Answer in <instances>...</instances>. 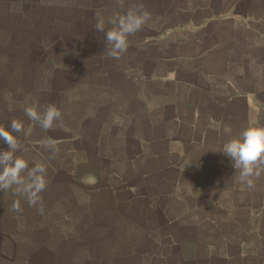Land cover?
Listing matches in <instances>:
<instances>
[{"label": "rangeland", "instance_id": "obj_1", "mask_svg": "<svg viewBox=\"0 0 264 264\" xmlns=\"http://www.w3.org/2000/svg\"><path fill=\"white\" fill-rule=\"evenodd\" d=\"M73 1L79 3L73 6L83 9H58V36L65 35L71 26L73 35L81 33L83 27L88 32L90 46L105 39V33L94 28L97 11L109 12L105 17L124 11L116 0H100L106 4L92 2L89 5L83 3L86 0ZM139 1L131 4L142 3L152 16L142 31L135 34L138 41L144 43L146 40L147 45L138 42L130 46L119 60L110 58L106 50L98 52L91 48L84 51L83 46L81 52L80 42L75 41L79 38H74L76 56L57 52L56 68L49 70L57 71L58 82L51 87L58 88V92L51 100H41V106L55 104L63 114V124H57L48 132V140L60 148L55 159L48 160L50 150L45 147L48 140L42 141L41 162L47 166L49 180L42 193L45 214H38L37 209L30 207L20 196L17 199L21 200L22 213L10 211V206L0 212V264H180L183 261L174 259L175 253L170 259L160 253H169L172 241L190 238L193 230L217 231L236 237H264V175L256 182L254 190H248V195L238 193L221 197L216 203L212 197L192 192L193 185L199 186L206 181L180 173V186L162 200L166 205L164 213L152 211L156 199L148 191L160 181L157 175L147 181L142 174L156 171V168L168 173L173 171L170 177H176L178 172L168 160L161 163L146 161V129L134 117L153 111V117L158 119L163 114L177 115L175 112L187 110V100L192 101L196 99L194 95H200L194 94L192 81L199 78L202 82V74H192L193 67L201 66L209 76L219 70L214 66L220 67L219 62L211 55L215 43L221 48L227 45L219 59L234 63L233 76L240 74L236 65L247 55L252 67L261 69V60L264 61V51H261L262 47L264 49V33H261L264 32V0ZM102 6L106 9L102 10ZM87 8L93 10L86 15L84 9ZM247 26L251 30L247 31ZM110 27L106 25V30ZM256 28L258 32L254 30ZM242 31L244 36L239 35ZM131 38L130 42L133 41ZM61 43L58 40V49ZM148 47L149 52H145L144 48ZM183 59L190 62L185 63ZM180 62L184 63L183 68H180ZM69 67L83 75L88 83L78 90L83 99L64 97L63 90L68 87L64 72ZM113 78L120 80L124 92L118 101H113L96 85L99 79ZM48 87V83L41 85L47 90ZM130 94L133 98L128 96ZM251 103V123L264 125L260 113L264 101L253 99ZM81 110L83 115L87 114L86 132L82 131L81 121L71 131L65 123L67 116ZM191 127L196 129L181 130L180 136L188 139L208 134L202 119ZM242 130L236 125L234 136ZM169 132L170 129L155 126L149 133L154 141ZM157 146L153 145L152 150L162 149ZM199 159L186 164L189 169L203 167L201 175L207 177L212 166ZM229 185L225 182L218 187ZM167 188L171 190L170 185ZM180 220L185 224L179 223ZM165 221L167 227L163 225ZM194 222L197 226H193ZM154 253L158 255L154 257ZM241 263L236 261V264Z\"/></svg>", "mask_w": 264, "mask_h": 264}, {"label": "crops", "instance_id": "obj_2", "mask_svg": "<svg viewBox=\"0 0 264 264\" xmlns=\"http://www.w3.org/2000/svg\"><path fill=\"white\" fill-rule=\"evenodd\" d=\"M67 1L69 3H66ZM67 1L0 0V126L7 128L10 121L14 118L23 121L24 132L18 134L17 138L24 145V150L18 151L17 155L27 159L30 167L35 162H41L42 141L48 140L49 135L48 132H44L25 116L24 108L30 104L41 106V100H51L58 92V88H55V86L51 87V84L58 82L57 71L51 72L49 70L51 67L56 68L57 52L63 51L73 57L74 52H78L75 49L76 47H74V38H79L75 39V41L80 42L81 52L83 51V46L84 51L91 48V50H97L98 52L106 50L105 39L102 38L90 46L88 32L83 27H81V33L73 35L71 34L73 32L71 26L65 35L60 34L58 36V9H83L82 6L72 5L79 4L76 3L77 1ZM92 2L106 4V2L100 0H97V2L96 0L83 1L87 5L92 4ZM132 2L140 1L132 0L127 2L125 0V9ZM101 9L105 10L106 7L102 6ZM91 10L89 8L87 10L84 9V13L86 12L85 14L87 15ZM102 14L106 16L109 12ZM69 20L71 21V19ZM246 28L249 31L250 28L248 26ZM258 28L254 30L258 32ZM261 33L263 34L264 32L261 31ZM239 35L244 36L243 31ZM100 36L102 37L103 34L100 33ZM130 37H132L133 41L130 42L129 40L128 50L130 46H135L138 42L143 45L148 44L146 40L144 43L138 41L136 35ZM58 40L62 41L60 49H58ZM214 47L215 49L211 55L219 62L220 67L217 68V64L214 65L219 70H214L212 75L209 76L203 71L201 66L195 65L193 67L192 74H197V76L202 74V82L198 81L199 78L197 81L196 79L192 81L191 88L194 94L199 93L200 95L199 97L194 95L193 98H196L194 99L195 102L187 98V110H183L180 113L175 112L177 115L169 116L163 114L158 119L153 117V111L147 112L143 116L139 115L138 118L134 115L146 129L145 146L148 149L149 147L151 148V150L147 148L145 150L146 161L148 163L152 161L161 163L168 160L178 172L176 177H170L173 175L171 174L173 171L168 173L167 170L156 168V171H145V174H142L147 181L151 180L154 175H157L160 181L159 183L156 182L155 188H151L148 191V194L152 195L153 199H156L151 207L152 211L164 213L166 205L162 203V200L168 198L169 193L176 192V187L181 184L180 173L182 175L190 174L206 181L199 186L193 185L191 187L192 192L199 196L212 197V200L216 203L221 201V197H229L238 193L248 195V190L245 187L243 189V186L238 182L233 162L221 150L227 141L236 137L234 136L236 125H240L242 129L249 126H264L263 124L258 125V123L253 125L249 119V114L253 107L251 101L253 99L260 100L262 103L264 101V61L263 59L261 60V69L256 70L252 67V61L248 59V55L244 56L240 64L236 65L240 68V74L233 76L232 66L234 63L230 60L219 59L220 53L226 51L227 45L221 48L215 43ZM241 47H244V45L241 44ZM149 50L150 47L144 48L145 52H149ZM261 51H264L263 47ZM74 55L76 56V54ZM214 59H210L211 62H214ZM163 62L165 61L163 60ZM183 62H185V59H183ZM183 62H180V68H183ZM189 62L186 61L185 63ZM177 63L179 64V61ZM223 65L224 68L222 69ZM44 69H47V72ZM64 78L68 79V87L63 90L64 97L83 99V96L78 94L79 89H83L85 85H88L83 75H79V73L69 67L68 71L64 72ZM117 78L107 79L106 81L99 79L96 81L97 87L104 89L107 96L111 99L113 98V101L120 100L124 93L121 89V82ZM42 83L49 84L48 90L41 88ZM145 94L149 95L147 92ZM128 96L133 98L134 95L130 94ZM262 106L263 109L260 108V113L264 117V103ZM199 119L204 120L205 130L208 134L202 135L200 138H196V136L188 139L182 138L180 136L181 130L186 128L196 129L191 126L196 125ZM79 121L82 123V131L86 132L85 121L88 122V119L87 114L83 115L82 110L80 113L71 112L70 116H67L65 123L70 127L71 131H74V125ZM155 126H163L166 130L170 129V132L153 141L149 132ZM176 129L177 131H173ZM119 130L120 127L117 125V131ZM134 131L137 130L135 129ZM222 133H224V136H222ZM157 144V147L162 149L159 151L156 149L152 150V146L156 147ZM6 148L7 145L0 140V149ZM134 153L136 158L138 156L136 149ZM140 156H142V152ZM197 158H200L199 160L202 162H206L204 164L208 163L210 167L212 166L209 177L201 175L203 171L201 166H196L194 169L188 168L186 162L195 161ZM225 182H229L230 185L225 188L218 187L223 186ZM169 185L171 190L167 188ZM17 196L12 190L7 192L0 190V212L11 206ZM216 203L215 205L217 206ZM180 222L185 224L184 220H180ZM163 225L167 227L168 223L165 221ZM193 226H197L196 222L193 223ZM228 227L232 228V226ZM199 232L193 230L190 238L172 241L169 253L160 254L170 259L175 253L174 259L183 261L180 264H189V262L192 264H236V261H242L241 264H264V237L262 236L249 238L236 237L233 234L222 235L217 231L210 233L207 231ZM157 255L158 253H154L153 256ZM185 261L187 262L185 263Z\"/></svg>", "mask_w": 264, "mask_h": 264}, {"label": "clouds", "instance_id": "obj_3", "mask_svg": "<svg viewBox=\"0 0 264 264\" xmlns=\"http://www.w3.org/2000/svg\"><path fill=\"white\" fill-rule=\"evenodd\" d=\"M116 3L125 9V0H116ZM151 18V13L142 3L130 4L122 13L117 12L108 17L97 11L94 28L105 33L107 55L119 60L128 51L129 37L142 31ZM106 25L111 27L106 30ZM24 114L44 132L54 130L57 124H63L62 111L55 104H30L24 108ZM23 132L24 123L19 119H12L7 128L0 126V140L7 145L6 149H0V190H12L30 207L36 208L38 214L44 215L42 193L49 183L48 169L43 162H35L30 167L27 159L17 155L18 151L24 150V145L17 138ZM45 147L50 150L48 160L55 159L60 152V148L50 139ZM221 151L233 162L238 182L247 190H254L256 182L264 175V126L246 127L238 136L227 141ZM10 211L23 212L20 199L11 203Z\"/></svg>", "mask_w": 264, "mask_h": 264}]
</instances>
